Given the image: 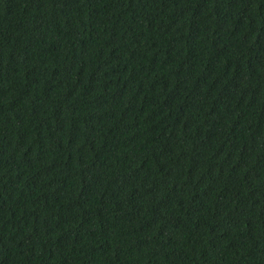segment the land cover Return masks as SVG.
I'll use <instances>...</instances> for the list:
<instances>
[{
  "label": "trees",
  "instance_id": "obj_1",
  "mask_svg": "<svg viewBox=\"0 0 264 264\" xmlns=\"http://www.w3.org/2000/svg\"><path fill=\"white\" fill-rule=\"evenodd\" d=\"M0 264H264V0H0Z\"/></svg>",
  "mask_w": 264,
  "mask_h": 264
}]
</instances>
